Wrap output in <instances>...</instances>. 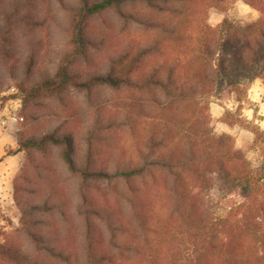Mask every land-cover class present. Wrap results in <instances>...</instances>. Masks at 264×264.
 I'll use <instances>...</instances> for the list:
<instances>
[{
  "label": "trees",
  "instance_id": "obj_1",
  "mask_svg": "<svg viewBox=\"0 0 264 264\" xmlns=\"http://www.w3.org/2000/svg\"><path fill=\"white\" fill-rule=\"evenodd\" d=\"M243 1L254 21L225 16L212 27L207 14L227 0H0V85L24 93L21 114L76 87L91 115L79 162L72 131L20 142L32 170L14 181L19 225L0 240V264H264V132L251 169L230 135L212 131L208 111L211 96L264 83V0ZM58 11L63 48L32 78ZM92 50L104 70L80 79L72 67L89 65ZM96 87L114 96L96 99ZM53 145L71 183L49 175Z\"/></svg>",
  "mask_w": 264,
  "mask_h": 264
},
{
  "label": "rangeland",
  "instance_id": "obj_2",
  "mask_svg": "<svg viewBox=\"0 0 264 264\" xmlns=\"http://www.w3.org/2000/svg\"><path fill=\"white\" fill-rule=\"evenodd\" d=\"M66 4L75 2V0H65ZM227 16L235 22H251L258 17V12L246 4L243 0H227L225 10L211 9L207 14L206 21L212 27L219 24L222 19ZM103 17V16H101ZM101 17H96L95 36L100 38L103 36L100 30ZM110 14L106 18L109 19ZM58 23L50 25L48 35L46 36L48 45L46 46L47 53L45 57L38 61L37 67L31 71L29 75L32 78H37L43 75L44 72H50L52 65L49 60H53L55 55L63 48L64 43V18L65 13L58 11ZM106 47H102L101 51L111 52L113 48L112 35L108 34ZM94 51L92 50V54ZM103 54L94 53L92 61L88 65L83 60L77 61L72 67L76 70L80 79H83L92 74L101 73L103 68ZM2 70V68H0ZM20 70V69H19ZM11 88H14L23 98L24 93L19 89L15 81H3L0 85V101H4L7 96H10ZM93 93L96 99L102 97L112 98L114 93L101 89L94 88ZM30 117L23 115L24 120L20 124V131L15 135L17 144L12 148L8 147L7 154H14L20 151L15 168L10 175L7 185H5L0 195V240L8 235H13L14 229L19 225L20 212L15 203L14 198V181L22 170H32L27 164L26 153L20 148V142L30 136L39 137L41 134L57 130L58 134L72 131L76 135V153L77 162L83 156V144L80 136L85 131L86 125L91 120L90 109L84 101V92L79 91L76 87H69L58 96L44 97L41 99V104L30 108ZM208 111L210 114V126L215 134L225 133L231 136L234 145L237 149L242 150L246 160L249 162L251 169H256L261 161V148L253 142L256 131L264 132V83L261 79H254L246 88L243 94L232 93L229 96L216 97L211 96L208 99ZM74 112L76 116H73ZM64 120L68 122L63 123ZM78 134V136H77ZM13 139V136H11ZM59 146L53 145L49 147V156L47 162L54 172L50 173L52 180L57 176L61 179H66L65 183H71L69 172L63 164L59 156ZM38 160H43L39 157ZM37 160V162H38ZM31 177H35L34 173H28ZM47 174V173H46ZM69 178V179H68ZM47 181V180H46ZM44 181L43 186L46 189L48 182ZM42 184V183H41ZM30 186V185H29ZM31 187V186H30ZM27 196V195H26ZM38 197V196H37ZM30 197V200L36 199ZM210 203L215 211H220L221 202L220 194L213 189L210 192Z\"/></svg>",
  "mask_w": 264,
  "mask_h": 264
},
{
  "label": "built area",
  "instance_id": "obj_3",
  "mask_svg": "<svg viewBox=\"0 0 264 264\" xmlns=\"http://www.w3.org/2000/svg\"><path fill=\"white\" fill-rule=\"evenodd\" d=\"M10 96H7L4 101H0V129L13 136V144H17L15 137L20 131V124L24 120L21 114L23 103L22 96L11 88Z\"/></svg>",
  "mask_w": 264,
  "mask_h": 264
},
{
  "label": "crops",
  "instance_id": "obj_4",
  "mask_svg": "<svg viewBox=\"0 0 264 264\" xmlns=\"http://www.w3.org/2000/svg\"><path fill=\"white\" fill-rule=\"evenodd\" d=\"M13 140L9 133L0 129V195L7 185V181L12 174L20 151L14 154H7L8 147H13Z\"/></svg>",
  "mask_w": 264,
  "mask_h": 264
}]
</instances>
